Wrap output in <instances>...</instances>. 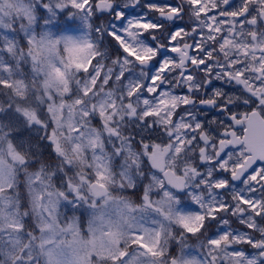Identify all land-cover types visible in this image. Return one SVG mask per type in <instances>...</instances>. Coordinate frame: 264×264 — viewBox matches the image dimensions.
Segmentation results:
<instances>
[{
	"label": "snow or ice",
	"instance_id": "6c2138e0",
	"mask_svg": "<svg viewBox=\"0 0 264 264\" xmlns=\"http://www.w3.org/2000/svg\"><path fill=\"white\" fill-rule=\"evenodd\" d=\"M37 2L52 16L57 10L67 11L71 19L59 25L62 34L42 31L37 35L32 30ZM137 8L146 11L131 15ZM105 15L116 23L101 20L95 26L91 22ZM185 15L191 27L177 23L166 27L165 22L182 21ZM16 21L27 43L20 47L6 36L0 43V51L17 60L14 67L0 56V72L7 74L0 76V92L7 93L8 101L0 98V113L12 110L29 126L44 130L57 156L78 167L79 183L70 178L68 189L82 200H87L82 194L85 186L93 197H105V203L112 199L110 161L95 150L104 151V133L119 138L116 153H125L137 168L144 157L161 174L152 175V183L145 186L144 207L155 208L179 229L177 242L182 247L186 237L205 235L201 243L207 248V258L201 262L196 257L168 256L167 245L174 233L163 223L158 229L129 223V229L139 230L124 231L99 217L89 220L87 235L78 217L61 226L58 204L67 196L54 188V172L44 165L34 172L25 168L40 236L23 243L19 202L10 191L18 166L26 165L29 157L11 138L9 120L0 121V232L11 230V247L0 249L5 257L0 264L34 259L40 264L42 258L44 264H145L144 256L151 257V264H260L256 255L249 257L236 246H251L264 257V0H176L174 4L0 0V31L15 32ZM81 24L87 29L81 36L64 34ZM107 38L108 46L101 50L99 41ZM25 56L31 60L32 71L43 79L28 82L14 76ZM216 81L234 90L213 87ZM73 84L77 85L75 95ZM33 89H42L34 97L39 102L35 105ZM94 96L99 99L90 103ZM197 105L220 115L202 121L197 118ZM95 117L99 126L92 123ZM125 117L142 122L146 131L155 128L157 138H141L137 148L117 123ZM87 149L93 152L91 161ZM88 167L93 169V179H89ZM190 185L200 190L188 193L200 210L176 211L178 197ZM152 187L163 191L161 200H151ZM125 206L134 207L128 202ZM227 216L236 217L249 231L233 229ZM213 225L217 232L208 236ZM57 232L70 237L60 242L65 246L60 251L47 247L52 242L48 234ZM133 246L137 251L130 255Z\"/></svg>",
	"mask_w": 264,
	"mask_h": 264
},
{
	"label": "rangeland",
	"instance_id": "374dc122",
	"mask_svg": "<svg viewBox=\"0 0 264 264\" xmlns=\"http://www.w3.org/2000/svg\"><path fill=\"white\" fill-rule=\"evenodd\" d=\"M43 2H47V0H43ZM36 14L37 20L36 24L33 26V31L39 35L42 31H49L53 35H60L61 29L59 25H62L66 19H71L68 17L67 11L63 14L57 10L56 16H52L46 9H43L42 4L37 2L36 4ZM64 18V19H63ZM48 20L49 23L45 24L44 21ZM17 30L15 32L9 31L4 29L0 31V43H3V37H7L9 39L16 40L18 42V46L26 47V38L23 32L19 31V21H16ZM81 24L79 28L76 29H66L64 30V34H71L73 36H81L83 33L86 32ZM94 32V31H93ZM97 33L94 32V36ZM102 41H99L101 43ZM103 50V49H101ZM0 56L3 57V62L12 64L14 67L17 64V60L15 57L9 56L6 52L0 51ZM6 73L0 72V76H6ZM14 76L16 78L24 79L28 82H31L33 79L39 81L43 79L42 75H38L32 71V64L30 58L25 56L23 60L19 61V68L15 69ZM77 92V85L73 84V93L75 95ZM42 94V89L40 92L32 90L31 97L33 98V103L38 104V101L34 100V97L37 95ZM95 97V96H94ZM94 97L90 98V103H95ZM0 98L5 100L7 103V93L0 92ZM66 99H71V96H66ZM46 107V105L44 106ZM41 115H44L43 106H41ZM98 117L93 118L92 123L95 124V120ZM9 120L11 121L12 125V132L10 133L11 138L17 144V146L24 152L27 153L28 157H32L33 155H37L43 152L45 148H50L52 151V155L56 156L59 161L55 162L53 165H44L47 171L54 172V176L52 177V183L55 189L62 190L66 193L67 199L60 200L58 204V223L63 226L65 225L68 220L73 217L79 218L80 227L84 230V234L87 235V225L89 220L93 218L102 217L103 221L107 224V222H111L113 225H120L122 230L124 231H138L139 229H129L128 224L139 225L144 228L148 229H158L160 224L163 223L167 227H169L173 233L174 238L170 240L169 244L167 245L168 248V256H177L178 258H192L196 257L201 262L206 260L205 255V245L201 242L203 239H199L198 241H192L193 236H188L183 240L182 247L181 243L177 242L176 237L179 236V229L176 228L175 225L170 224V222L166 221L164 217L158 212L153 210H148L143 207L140 203H133L131 199L127 198L125 194H123V190H129L128 187L129 183H133V187H137L141 185V182L147 180L146 177L147 171L142 167L137 168L136 165H132L129 160L126 159V154L124 158L121 160L117 159L118 155L115 150H111L107 152L104 148V151L101 152L99 148L95 150L96 155H106L110 161V167L113 173V178H120L121 183L120 185H109L110 189V196L112 197L107 203H105V197L101 199H96L92 195L88 193L87 187L85 186L82 188V194L87 197V200H82L76 197L75 193L71 192L68 189V180L72 178L75 173L78 171V167L75 165H68L62 161V158L57 156V154L52 150L49 141L46 138V134L44 130L40 126L31 125L29 126L26 121H24L23 117L19 116V114H14L12 110H8L5 113H0V121H4L8 123ZM106 141V140H105ZM106 146H109V142H105ZM43 150V151H42ZM87 158L89 161L92 160L93 152L91 149H87ZM110 153V154H109ZM65 164V166H64ZM29 160L23 167L18 166L17 170V177H16V184L15 187L10 191V194L14 197L15 200L19 202V209L21 213V222H24V208L21 203L20 198V189L18 190L21 181L24 180L26 183V189L24 192L28 194L29 200L31 202V194L29 192V184H28V176L25 173L26 166H29ZM39 167H35L34 169L28 170L29 172H34ZM86 171L89 173V179H93L92 176L93 169L91 167L86 168ZM152 173H148L149 180H151ZM152 182V181H151ZM149 184L150 181H149ZM39 188V185H36ZM131 187V188H133ZM23 191V190H22ZM123 191V192H122ZM163 196L160 195L156 201L161 200ZM125 202L131 203L134 207L132 210H129L125 206ZM136 205H140V207H135ZM183 205V206H182ZM185 204L180 202V204L175 205V210L180 212H192L190 207L184 206ZM35 214V213H34ZM36 216V214H35ZM37 224L39 228V217H37ZM105 230H107L105 228ZM9 232L11 230H4L0 232V249L7 250L11 247V243L9 241ZM15 236L16 234L13 233ZM32 236H36L35 233H29L23 227V230L19 233V237L23 243H28ZM40 231L36 236L39 238ZM48 237L51 239V243L47 245L50 249H56L60 251V249L65 248L60 242L66 239H70L69 236L62 235L59 232L55 234H48ZM38 243V240L35 242ZM123 246V245H121ZM137 251V249L133 246L130 250V255ZM143 251V250H140ZM65 255L67 252L65 251ZM5 257L3 254H0V260H3ZM63 257H61L62 259ZM142 260L145 264H151V257L144 256ZM25 264H36L35 259L30 262H25ZM40 264H44L43 258L40 261Z\"/></svg>",
	"mask_w": 264,
	"mask_h": 264
},
{
	"label": "flooded vegetation",
	"instance_id": "af4514ba",
	"mask_svg": "<svg viewBox=\"0 0 264 264\" xmlns=\"http://www.w3.org/2000/svg\"><path fill=\"white\" fill-rule=\"evenodd\" d=\"M142 2L145 3V4L146 3H158V4H161V3H173L174 4L176 2V0H142ZM144 11H146V9L137 8L134 12H132L130 14L131 15L143 14ZM127 14H129V13L126 12V15ZM98 15L99 14H97V16ZM63 16H64V14H63ZM101 20H104L105 22H107L109 24L116 23V21L114 19H111L108 15H105V16L99 17V18L93 17L91 22L95 26H100ZM172 23H177V24H180V26H184V27H191V23H190L187 15L184 16V19L182 21L177 20V21H173V22H165L166 27H170V25ZM85 30L87 31V29H85ZM92 35L94 36V32H92ZM109 40H110V38H107V40H102V42L100 43L101 49H104L106 46H108V41ZM147 70L148 69H145V71H147ZM138 71L139 70H137V72ZM133 78H135V76H133ZM224 83L225 82H223V81H216L212 86L213 87H223L227 91H233L234 90L231 85H226ZM164 87H167V85H165ZM208 91H211V89H208ZM97 99H99V97H94L95 101ZM196 108H199V111L197 112V118L202 120V121L211 120L213 117L220 115V113L217 110L210 109L207 106H199V105H197ZM94 123H95V125L99 126V124H100L99 118H96ZM117 123L120 125V128L122 129V134H127L129 131H131V135L130 136L133 138V144L137 148H139V140L141 138H145V139H148V138L155 139V138H157V133H156V129L155 128L146 131L144 125L142 124V122H139L137 120H130L128 117H125L123 121H117ZM137 125H139V127ZM103 139H104V143L107 141L110 144L109 146L105 145V150L107 152H109L110 149L111 150H115V147H119L120 143H121L119 138L111 136V135H109L107 133L103 134ZM164 140L166 142L167 138L165 137ZM117 155H118L117 159L121 160L122 158H124L125 153L121 152V153H117ZM141 159H142V163H141L140 167H142L143 169H145L147 171L146 177L148 178V182H147V180H144L143 182H141L140 186L133 187V188L130 187L129 190L135 191V192L136 191H140L141 192L140 193L141 194V199H142L145 186L149 185V181H150V183H152L151 180H149L148 173L149 174L152 173L154 175H157L158 177H160L161 174L159 172L154 171L151 168V166L147 162L146 158L142 157ZM237 186H241V185H239V183L237 182ZM230 190L231 189H229V191ZM172 191H174V190L172 189ZM199 191H200L199 189H196L193 185H190L187 189L184 190V193L178 197L179 201L184 203L185 204L184 206L190 207L191 211H199L200 209L198 208V206L195 205V203L191 200L190 196L188 195L189 192H199ZM161 194H162V190L160 188H157V187H152L151 188L150 197H151V200L153 202H155L156 199L159 198ZM225 198L226 199H230V196L225 195ZM180 202H179V204H180ZM141 204L143 205V201L141 202ZM143 207H144V205H143ZM144 208H146V207H144ZM146 209L156 211V209L152 208V207H147ZM225 218H227V219H229L231 221V227L233 229H238V230H241V231H249L245 226L239 224V221H238V219L236 217L227 216ZM220 227H224V226L220 225ZM214 232H217V228H216L215 225H213L208 230L207 235L211 236ZM199 239L205 240L206 237H205V235L193 236L191 240L192 241H194V240L198 241ZM236 247L238 249L244 250L249 255V257H251L253 255H256L259 258V260H260V264H264V257H259V251L260 250L253 249L251 246H248V245H242V246H236ZM205 255L207 257V248H206V246H205ZM221 264H223V262H221Z\"/></svg>",
	"mask_w": 264,
	"mask_h": 264
},
{
	"label": "trees",
	"instance_id": "16d2710c",
	"mask_svg": "<svg viewBox=\"0 0 264 264\" xmlns=\"http://www.w3.org/2000/svg\"><path fill=\"white\" fill-rule=\"evenodd\" d=\"M44 150V151H43ZM41 153L37 155H33L32 157L29 158V166H26L27 170L34 169L35 167H40L41 165H53L55 162L59 161L56 156L52 155V151L50 148H45L43 149ZM65 166V164H64ZM26 183L24 180L21 181V184L18 188L20 191V198H21V203L25 211H27V215L24 217V228L26 231H28L30 234L35 233L37 236L39 233V228L37 224V218L31 208V202L29 200L28 194L24 192L26 189ZM23 190V191H22ZM124 191V192H123ZM123 194L133 202H141V192L140 191H131V190H123Z\"/></svg>",
	"mask_w": 264,
	"mask_h": 264
},
{
	"label": "clouds",
	"instance_id": "9594fccd",
	"mask_svg": "<svg viewBox=\"0 0 264 264\" xmlns=\"http://www.w3.org/2000/svg\"><path fill=\"white\" fill-rule=\"evenodd\" d=\"M125 137H127V136H130L131 135V131H129L127 134H123ZM77 173V172H76ZM76 173H75V175L72 177L73 178V182L74 183H79V181H78V177H77V175H76ZM120 183H121V180H120V178H113V173H112V180H111V182H110V186H112V185H120ZM176 239L178 240L179 239V236H177L176 237Z\"/></svg>",
	"mask_w": 264,
	"mask_h": 264
},
{
	"label": "water",
	"instance_id": "95a60500",
	"mask_svg": "<svg viewBox=\"0 0 264 264\" xmlns=\"http://www.w3.org/2000/svg\"><path fill=\"white\" fill-rule=\"evenodd\" d=\"M108 191H109V189H108ZM97 198H100V197H97Z\"/></svg>",
	"mask_w": 264,
	"mask_h": 264
}]
</instances>
